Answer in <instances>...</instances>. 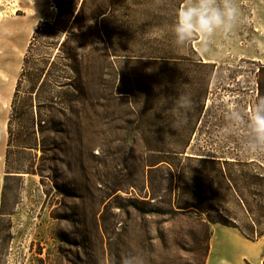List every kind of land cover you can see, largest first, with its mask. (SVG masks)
<instances>
[{
    "label": "rangeland",
    "instance_id": "rangeland-1",
    "mask_svg": "<svg viewBox=\"0 0 264 264\" xmlns=\"http://www.w3.org/2000/svg\"><path fill=\"white\" fill-rule=\"evenodd\" d=\"M187 2L60 0L73 15L58 17L54 0H0V203L19 79L14 131L33 124L40 143L12 149L23 173L7 181L0 264H205L210 220L264 230V151L227 118L257 102L264 0H237L233 34L207 51L199 37L174 44ZM177 54L190 61L156 60ZM198 59L214 64L208 80ZM48 71L65 86L28 93ZM179 91L193 106L174 129Z\"/></svg>",
    "mask_w": 264,
    "mask_h": 264
},
{
    "label": "clouds",
    "instance_id": "clouds-1",
    "mask_svg": "<svg viewBox=\"0 0 264 264\" xmlns=\"http://www.w3.org/2000/svg\"><path fill=\"white\" fill-rule=\"evenodd\" d=\"M241 16L237 0H189L175 12L171 25L174 44L182 48L199 37L202 51H207L217 36L227 39L233 34ZM192 106L191 97L179 91L174 99L172 128L176 129L187 122V114ZM227 118L231 125L229 132L244 129L246 151H264V99L257 101L247 113L231 110ZM123 264H138V261L128 257Z\"/></svg>",
    "mask_w": 264,
    "mask_h": 264
},
{
    "label": "trees",
    "instance_id": "trees-1",
    "mask_svg": "<svg viewBox=\"0 0 264 264\" xmlns=\"http://www.w3.org/2000/svg\"><path fill=\"white\" fill-rule=\"evenodd\" d=\"M54 2L56 3V5L58 6V17L60 15H66L68 17H71L73 15V11H62L61 8V3L60 0H54ZM40 28V25L37 27L36 31L34 32L33 36H32V40L30 41L29 45H28V49H27V53L24 57V63L27 62V54L28 52H30L33 48L34 45V40L36 39V34L38 33V30ZM64 44V42L62 43ZM187 55H168V56H158L156 57L157 61H165L168 60L170 62L173 63H188L190 60L186 57ZM70 57H64L65 60L69 59ZM159 59V60H158ZM198 64H201L203 67L208 68V70L206 71V79L208 80L212 73H213V68H214V64L213 63H202L201 59H198ZM24 69L22 70V74L23 75ZM49 76L50 73L49 71L45 74L44 79L40 80V78L38 77V75L36 76V80L33 81V86L29 89L28 93H32L34 92L35 89H37V94L39 92L40 89H44L47 85L49 86V88L52 89V91L62 88L63 86H65L66 83H62L60 81L59 78L61 77H55L53 80L48 81L49 80ZM20 84V79L18 80L17 83V90ZM257 87H258V97H257V101L264 99V66H260L258 68V81H257ZM17 90L14 93V98L12 100V110H11V114L8 118V122H7V133H8V140H7V148H6V152H5V175L3 177V184H2V190H1V203H0V210H1V214H4V196H5V190H6V185H7V181L11 178L14 177V174H20L23 173L19 168H13L11 166V155L13 153V148H16V150H18L19 152H26V151H30L32 149H35L36 146H39V140L36 139V134L35 131H33V124L32 126H30V129H32L31 134H26L24 132H15L14 131V124L17 122V109L15 106V97L17 94ZM46 101L48 103H54V100L52 97H48L46 99ZM40 121H44V120H38L37 123L39 125H42V123ZM46 123V122H44ZM43 123V124H44ZM42 127V126H41ZM225 164H228V162L226 161ZM210 222L213 223H220L221 225L227 226V227H232V228H236L237 230H239V232L247 239L251 240V241H255L257 239H259L260 237H262L264 235V230L260 231V232H256L254 234L246 232L245 230L241 229L240 227L233 225V224H228L225 223L221 218H218L216 220H210ZM210 239V237H209ZM209 249V243L207 244V251ZM264 264V263H263Z\"/></svg>",
    "mask_w": 264,
    "mask_h": 264
},
{
    "label": "crops",
    "instance_id": "crops-1",
    "mask_svg": "<svg viewBox=\"0 0 264 264\" xmlns=\"http://www.w3.org/2000/svg\"><path fill=\"white\" fill-rule=\"evenodd\" d=\"M251 61L259 62L252 54ZM264 235L255 241L245 238L239 230L221 224L211 226L209 249L205 264H263Z\"/></svg>",
    "mask_w": 264,
    "mask_h": 264
}]
</instances>
